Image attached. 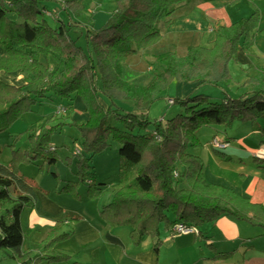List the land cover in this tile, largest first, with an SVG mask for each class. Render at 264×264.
<instances>
[{
	"label": "trees",
	"instance_id": "16d2710c",
	"mask_svg": "<svg viewBox=\"0 0 264 264\" xmlns=\"http://www.w3.org/2000/svg\"><path fill=\"white\" fill-rule=\"evenodd\" d=\"M186 1L116 0L103 24L87 27L85 43L81 44L82 35H75L73 29L77 26L74 19L87 16L85 0H0V72L20 71L25 81L14 85L0 80V132L34 105L53 101L54 114L43 117L46 119L39 125L43 129L30 130L32 147L26 150V160H43L41 168L55 165L58 159L50 143L51 132L63 125L77 127L83 138L81 151L87 154L77 161V179L67 180L59 191L81 198L78 188L86 183L87 197L95 200L107 193L109 183L89 177L90 161L108 148L110 138L118 141L119 178L111 200L99 212L111 228L130 227L136 246L148 236L155 238L157 251L162 226L171 229L179 221L197 225L201 233V227L230 215L264 231V205L209 182L204 159L193 152L202 145V126L230 128L236 121L255 124L263 137L260 144H264V127L258 123L264 120L262 67L246 81L249 91L238 97L214 101L210 95L192 93L170 98L184 108L171 119L151 121L149 117L154 102L175 81L220 84L233 80L230 63L240 50L249 53L254 48L259 32L264 35V27L260 28L264 12L254 0H249L253 8L249 16L231 24H216L208 44L190 45L183 55L172 50L158 54L161 69L147 84L132 83L124 75L123 65L129 55L158 44L163 38L161 24L169 28L172 15ZM56 11L71 20L58 19ZM47 13L55 24L46 19ZM42 55L48 58L47 64L41 61ZM76 97L84 101L89 113V119L82 123L68 121ZM122 100L131 101L138 112L124 111L119 104ZM54 119L63 121L46 127ZM214 149L225 157L222 149ZM14 161L0 163V264L69 262L70 255L55 247L74 235L75 229L63 230L79 219L73 212L57 221L41 241L42 250L24 249L22 215L37 200L36 185L16 169ZM254 161L264 168V156L255 155ZM53 175L61 179L57 172ZM230 254L217 252L215 257Z\"/></svg>",
	"mask_w": 264,
	"mask_h": 264
},
{
	"label": "crops",
	"instance_id": "0c3cea01",
	"mask_svg": "<svg viewBox=\"0 0 264 264\" xmlns=\"http://www.w3.org/2000/svg\"><path fill=\"white\" fill-rule=\"evenodd\" d=\"M89 2L92 4L89 5L93 6V0ZM254 2L264 12V0H254ZM252 12L253 8L249 0H187L174 12L172 24L163 31L162 40L150 50L157 56L172 48H178L180 44L183 46L187 44L186 48L193 44H203L205 32L210 38L211 31L216 24H231L249 16ZM263 25L264 21L260 28H263ZM2 52L0 47V53ZM41 61L47 64L48 58L42 55ZM142 61L137 54H132L123 65L124 75L125 77L126 73L129 75L130 82L145 85L151 80L153 75H145V65ZM234 62L235 68L233 69L230 63V70L233 80L235 73L238 76L235 87L238 89L244 87L245 91L242 93L244 94L250 89V85L246 83L248 78L255 76L259 67L264 69V35L259 32L254 48L249 53L240 50ZM152 67L148 70L153 71L150 69ZM8 75L5 76L6 78L3 77L4 71H1L0 80L14 85L25 83L20 71L11 72ZM203 84L205 82L196 80L175 81L170 87L173 92H170L176 93L177 97H185L199 91ZM170 98L174 97L169 96L168 100ZM73 107L74 111L68 121L82 123L89 119L87 107L80 97L74 99ZM53 114L50 110V113L45 116L50 118ZM61 121L63 119H54L51 124ZM258 123L264 127L263 119L258 120ZM228 138L232 145L222 149L225 157L217 153V150L211 146V142L205 150L194 149L193 152L204 159L207 180L234 189L252 202L264 205V168L259 167V163L254 161L256 152L264 150V144H260L263 139L260 131L251 122L250 130L237 137H224V139ZM117 181L110 183L109 186L113 187ZM35 189L37 200L35 206L32 207L38 209L39 213L31 214L30 233L36 230L37 226H45L47 235L56 226L57 221L64 218L69 211L79 215L78 223L75 224V233L70 239H78L79 244L75 254L77 256L72 254L74 249L69 250L68 248L64 252H71L72 256L77 257L75 261L81 264H264L263 228L256 234L245 233L246 228L236 231L231 227L225 230L219 224L223 217L231 218L230 215L222 216L214 223L201 227L202 232L194 234L192 239L183 236L187 234L173 235L170 227H166L164 231L161 230L162 243L160 250L157 251L154 246L156 239L150 236L146 237L139 246L134 245L131 238L130 241L125 242L126 237L130 235L120 234L109 227L99 216L98 206H96V219L98 220L94 221L95 217H93L94 220L87 218L80 210H72L73 208L63 206L55 196L49 193L50 190L39 187ZM59 190V186L55 188L56 195L67 194ZM216 226H219L218 230ZM25 248L35 250L31 246ZM168 250L171 251V260L164 261L163 259L160 263V258L165 257ZM209 250L214 251V255ZM217 252H231L232 254L228 257L216 258Z\"/></svg>",
	"mask_w": 264,
	"mask_h": 264
},
{
	"label": "rangeland",
	"instance_id": "374dc122",
	"mask_svg": "<svg viewBox=\"0 0 264 264\" xmlns=\"http://www.w3.org/2000/svg\"><path fill=\"white\" fill-rule=\"evenodd\" d=\"M86 7L88 9L87 16H84L81 19H74L76 22V27L73 29L75 35H82L80 40L81 44L85 43L84 39V32L86 31L87 27H92V25L100 26L103 24L108 16L112 13L115 8L116 0H93V6L89 2V0H85ZM91 4V5H89ZM242 7V4H241ZM54 15L59 18L65 19V21H70L66 14L60 11L54 12ZM46 19L52 23H54L53 18L50 14L44 15ZM173 16V15H172ZM55 18V17H54ZM68 18V19H67ZM56 19V18H55ZM73 21V20H72ZM79 21V22H78ZM264 26V25H263ZM162 32L166 29L163 24H161ZM209 35L207 32L204 34L203 44H208ZM187 45V44H186ZM184 44L178 48H172V51H176L178 54L183 55L186 53L187 48ZM143 49L138 51L136 54L142 59L143 64L145 65V75L152 76L155 72L159 71L161 68L156 61V55L152 50ZM130 56V55H129ZM126 63V62H125ZM124 63V64H125ZM232 63V68L234 69V61ZM153 66L150 69L153 71L148 70L149 67ZM126 67V66H125ZM124 69V68H123ZM231 69V68H230ZM11 72H4V76H9ZM232 73V72H231ZM235 78L231 82L223 81L220 84H213V83H205L200 88L199 91L196 93H204L210 95L212 100L214 101H222L225 98H234L240 96L244 91L243 89H238L235 87V83L238 80L237 73H235ZM153 77V76H152ZM6 78V77H5ZM126 78L129 80V75L126 73ZM246 86V85H242ZM172 90L166 91L161 98L154 102L152 107L149 111V117L151 121L155 120H164L167 121L171 119L174 115L179 112H183L184 108L181 106L180 103H170L168 101V97L172 96L176 98V93L170 92ZM102 100L107 102L105 98L102 97ZM52 101L45 100L42 104L34 105L31 110L26 111L21 117H19L16 121L10 125L8 129L5 131L0 132V163L7 164L10 163L12 159H16L14 161L16 169L24 174L26 177L34 181L36 188H43L44 190H50L53 196L61 203L63 206L68 208H73L72 210H80L83 214L90 219L95 217L96 219V206L101 209L104 205L109 203V199L113 193V187L109 186L107 193L100 199H89L87 197V184H81L78 188V191L82 194L81 198H74L69 194H62L56 195L55 188L59 186L61 188L64 184H66V180L77 179L76 172L78 170L77 161L80 158L87 154L82 150L83 145V138L81 135L80 130L77 127L63 125L55 131L51 132V139L50 143L53 147L56 148L55 154L57 156V163L50 168L45 164L43 168L41 165L43 164V160H38L35 163L28 162L26 160L27 153L26 150L32 147L31 139L28 137L32 130V132H36L37 130L40 131L43 127L38 126L41 122L45 119L43 118L46 114L50 113L52 110ZM119 104L124 108V111H132L138 112L135 108L134 104L131 101L122 100L119 101ZM67 114V111L64 112V115ZM63 115V118H65ZM53 125V124H52ZM51 126V122L47 125V127ZM119 126V125H118ZM251 121L243 122V121H236L235 124L230 128H224L221 125H206L202 126L199 129V137L201 139L202 145L201 147L197 148L199 151L205 150L209 147L210 142L212 141L214 135L218 138L224 139L225 136H240L246 131L250 130ZM45 128V127H44ZM29 129L28 131H26ZM26 131V132H25ZM24 132V133H23ZM22 133V134H21ZM255 138V137H254ZM253 138V139H254ZM110 145L101 153L97 154L96 156L91 159L90 164L92 165V173L89 175L95 181H106L109 184L117 181L119 178V148L120 143L116 140L109 139ZM259 142V141H258ZM81 151L77 153V151ZM193 151H195L193 149ZM53 172H57L61 179H57ZM35 206V205H34ZM33 206V207H34ZM33 207H26L25 211L22 215V226L25 230V239L23 247L31 246L35 248V251L42 250L40 243L42 239L46 236L47 229L45 226H37L36 230L31 229V214H38V209H34ZM71 210V209H70ZM72 212V211H69ZM99 216H101L100 212L98 211ZM231 217V216H230ZM98 219L94 220L97 221ZM231 221V222H230ZM76 222L78 220H73L70 222L69 225L64 227V230H73L76 227ZM41 224V223H39ZM51 224V223H50ZM50 227V225H48ZM219 226H223L225 230H229V228L233 227L234 230L238 231L240 228L245 229V233L256 234L258 231H262L260 226L252 225L246 221L239 220L235 217L227 218L223 217ZM219 226H216V230L219 229ZM205 227V226H203ZM46 229V230H45ZM120 232V234L124 233L125 235H130V227L126 225L115 226L113 228ZM166 229L165 225L162 226V230ZM234 232V231H233ZM178 236V235H177ZM188 239H192L194 234H187L183 235ZM70 238L62 240L56 244V248L58 251L63 252L67 255H70L71 252L66 251L74 249V253L76 254V250L78 249V239ZM130 241V237L127 236L125 242ZM71 246V247H70ZM208 248V247H207ZM34 250V249H33ZM212 255H214V251L209 250ZM164 252V251H162ZM209 252V253H210ZM70 255V260L63 261V262H54L53 264H71L72 261H75L77 257ZM163 254V253H162ZM217 254V253H216ZM77 256V255H75ZM171 251H166V256L160 258V263L163 261H170ZM215 258V257H214ZM216 259V258H215ZM188 262V261H187ZM36 264H48L47 260L37 261Z\"/></svg>",
	"mask_w": 264,
	"mask_h": 264
},
{
	"label": "built area",
	"instance_id": "2783aa9c",
	"mask_svg": "<svg viewBox=\"0 0 264 264\" xmlns=\"http://www.w3.org/2000/svg\"><path fill=\"white\" fill-rule=\"evenodd\" d=\"M169 102L174 103V100L169 99ZM211 145L217 149H224V148L231 146L232 143L230 141H224V140L216 137V138H213ZM79 152H81V151L78 150L77 153H79ZM256 155L259 157H263L264 156V150L263 149L258 150L256 152ZM171 232L173 235H177V234H199L200 229L195 224H189V223L179 221L171 227Z\"/></svg>",
	"mask_w": 264,
	"mask_h": 264
}]
</instances>
